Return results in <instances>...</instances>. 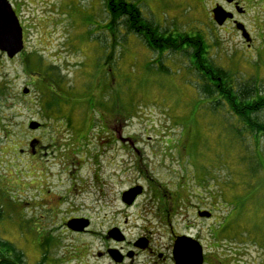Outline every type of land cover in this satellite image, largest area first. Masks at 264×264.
Here are the masks:
<instances>
[{
	"label": "rangeland",
	"instance_id": "374dc122",
	"mask_svg": "<svg viewBox=\"0 0 264 264\" xmlns=\"http://www.w3.org/2000/svg\"><path fill=\"white\" fill-rule=\"evenodd\" d=\"M214 1L222 0H128L163 30L200 36L216 67L239 86L254 81L264 95V0H239L252 51L236 25L216 24ZM10 2L26 48L14 60L0 52V82L10 86L0 96V241L25 264H113L97 252H126L145 234L167 260L142 253L126 264H172L174 234L188 233L200 239L207 264H264V136L228 105L209 104L196 89L201 78L189 54H160L122 27L113 33L106 0ZM39 57L59 86L38 68ZM116 108L139 152L109 144L102 114L110 123ZM252 119L264 124V111ZM33 121L42 129L31 131ZM35 139L41 148L34 157ZM134 185L146 192L128 206L122 196ZM177 189L191 205L174 202ZM161 194L165 206L157 205ZM197 209L211 219L197 220ZM71 211L92 218L90 232L69 231ZM112 226L123 230L124 244L106 240ZM0 252L12 256L6 247Z\"/></svg>",
	"mask_w": 264,
	"mask_h": 264
},
{
	"label": "trees",
	"instance_id": "16d2710c",
	"mask_svg": "<svg viewBox=\"0 0 264 264\" xmlns=\"http://www.w3.org/2000/svg\"><path fill=\"white\" fill-rule=\"evenodd\" d=\"M106 7L113 18L112 24L110 23L113 33L122 27L128 35L140 37L147 47L160 54L165 51L177 53L186 51L193 59L195 73H198L201 78L200 82H197L198 86L196 84V89L209 100V104L215 107H219L218 105L221 103L228 105L235 115L242 117L251 129L255 130L258 135L264 136V124L254 123L252 119V116L264 111V95L261 92V86L254 83V81L240 86L237 85L230 73L216 67L208 59V53L200 36L193 38L184 33L174 35L168 30H163L158 25L146 20L139 8L134 3L128 2V0H106ZM118 20H120L121 25H117ZM115 23L116 26H112ZM28 59L29 56L26 58L27 63L29 62ZM44 61L43 57H39L38 68L41 70L45 68L50 73V81L59 86L62 79L56 76V73L52 70L53 67L45 66ZM27 63H25L26 69H28ZM8 86V84L0 82V96L7 94L10 90V86ZM46 94L43 93V97L47 96ZM45 102L47 113L48 110H51L52 102L48 100ZM5 139L8 140L9 137ZM259 159V169L261 170L264 157L263 159L259 157ZM254 173H256V170ZM258 181H263V175H260ZM0 247L9 248L12 251V264H25L24 256L14 247H10L9 244L2 241H0ZM5 263L8 264L9 262Z\"/></svg>",
	"mask_w": 264,
	"mask_h": 264
},
{
	"label": "water",
	"instance_id": "95a60500",
	"mask_svg": "<svg viewBox=\"0 0 264 264\" xmlns=\"http://www.w3.org/2000/svg\"><path fill=\"white\" fill-rule=\"evenodd\" d=\"M232 2V1H230ZM236 11L239 14H243L244 10L237 7ZM213 19L219 27L225 25L228 20L233 19V14L225 10L222 6L217 5L212 10ZM236 29L241 32L242 38L249 45L252 43V38L246 27L242 23L236 24ZM25 50L24 29L21 25L19 16L13 9L10 0H0V52L5 54L8 59L13 60L23 53ZM25 95L29 94V89H24ZM42 127V124L38 122H31L29 129L31 131H38ZM40 144L38 140H33L30 143V148L34 153L36 147ZM23 152V151H22ZM142 187H135L123 194V202L131 206L136 199L142 194ZM199 217L202 219H210L212 214L208 211L199 212ZM90 222L84 219L71 220L67 223L70 230L74 232L84 231ZM109 239L116 241H123V235L118 229H113L108 233ZM135 247L141 250L148 248V241L145 239H139L135 243ZM111 257L116 263L122 262V257L117 250L110 251ZM174 258L175 264H204V252L201 244L191 237H179L174 246Z\"/></svg>",
	"mask_w": 264,
	"mask_h": 264
},
{
	"label": "flooded vegetation",
	"instance_id": "af4514ba",
	"mask_svg": "<svg viewBox=\"0 0 264 264\" xmlns=\"http://www.w3.org/2000/svg\"><path fill=\"white\" fill-rule=\"evenodd\" d=\"M230 1H232V2H230ZM217 5L222 6L225 10H227L228 12H230V13L233 14V19L232 20H228L225 23V25L228 24L229 26H235L237 23H242L240 17L241 18H244L248 14L247 9L243 8L242 3L239 0H222L221 2H215L214 1L213 2V8L212 9H214L215 7H217ZM237 7L242 8L244 10V13L243 14H239L236 11ZM212 17H213V15H212ZM236 32H237L236 33L237 35H241L242 36V34H241L240 31H237L236 30ZM248 33L250 34V36L252 38V43L249 45L245 41L244 42L246 44V49L248 51H252L253 48L255 47V38L252 36V34L250 32H248ZM189 58H190V56H189ZM110 113H112V116H111L112 119H111L110 123H108V119H106V115L105 114H102L103 122H104L105 125H107L106 126L107 127V130H108L107 133L110 135V142H109V144H111V143L117 144L118 147L121 150L129 149V148L131 149L132 148L133 150L138 151L137 148H136V146H135V138L134 137H131V136L124 135V128H125V125H127V123H128L127 121L128 120L122 119L123 113H120L119 112V109L111 110ZM112 122L114 123L113 131L111 130L112 128L110 127V125H111ZM120 123H121L122 127L119 126ZM117 125H118V128H115V126H117ZM40 148H41V146L39 145L37 147V149L34 151L35 154H33V152H31L34 157L39 153L38 152V149H40ZM21 154H24L25 155L27 153H25V151H23V153H21ZM33 185L34 184H30V187H33ZM45 185H47V184H45ZM135 187H138V185H134L130 189L135 188ZM40 188L41 189H45V186L40 187ZM142 188H143V192H142V194H143L144 192H146V190L144 189V187H142ZM179 190L180 189H177L173 193V195L175 196L174 202H176L178 205H182L184 207H185V205L187 206L188 204L191 205V203L186 198L183 199V197H181V193H178ZM50 191L52 192V190L50 189V187L47 185V188H46L45 193H50ZM40 192H42V191H40ZM70 194H71V192H67V194H64L60 198H58V202L59 203L61 202L60 206H63V205H65L68 202V198H69V195ZM171 195H172V193H171ZM138 199H139V197L136 199V201L134 202V204L137 203ZM156 200L158 201L157 205H159L161 203L164 206L166 205V203L160 202V200L161 201L164 200L163 197H162V194ZM122 201H123V196H122ZM133 205H131V206H133ZM165 211H166V216H169V214H167L168 213V210H165ZM200 211H202V210H200V209L198 210L197 209V220H200L201 219L199 217V212ZM175 212H176V210H175ZM75 219L76 220H78V219L88 220L90 222V224H89V226L84 231H81V232H74L72 230H69L72 234H75V235H83V234H86V233L90 232V228L92 226V218L91 217L86 216V215H80L76 211L75 212H72L71 211V212L68 213L67 217L65 218V221H66L65 222V225L67 226V223L69 221L75 220ZM202 220H204V219H202ZM207 220H209V219H207ZM67 228H68V226H67ZM113 229H118L119 231H121V233L123 235V239H124L123 241H116L114 239L107 238L108 237V233L111 230H113ZM108 233H107V235L105 237L106 240L112 241V242H114L116 244H124L126 242V240H127L126 239L127 237H125V235L123 234L124 233L123 230L120 229V228H118L117 226H114V227L112 226L109 229ZM183 236L191 237V238L195 239L196 241H198L200 244H202L199 238L192 237L188 233L174 234L173 245H172V253H171V259L173 261L172 264H175L174 246L176 244L177 239L179 237H183ZM138 239H145V240H147L148 241V248L145 249V250L138 249L137 247H135V242H134L133 243V249L127 250L126 252L121 247H119V248L116 247V246H114V247H108V248H106V250L104 252H97L96 258L101 259L104 256H107L108 258H110L113 261V264H126L127 261H129L130 259L131 260L134 259L135 257L139 256L142 253H149L151 256L154 255L159 261H166L167 260L165 254H163V253H157V252H155L153 250V246H152L153 242H152V239H151V237L149 235H145L144 234L143 236H140ZM113 250H117L119 252V255L122 257V262L121 263H116L113 260V258L111 257L110 251H113ZM81 251H82L81 249H78V253H80ZM11 258H12V256H8L6 253H4V252L1 253L0 252V264H6L5 262H9L8 264H12V259ZM204 264H207L206 254L205 253H204Z\"/></svg>",
	"mask_w": 264,
	"mask_h": 264
}]
</instances>
